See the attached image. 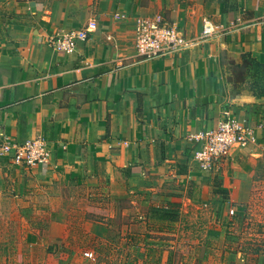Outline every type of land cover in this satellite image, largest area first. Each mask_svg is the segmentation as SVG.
<instances>
[{
	"label": "crops",
	"instance_id": "0c3cea01",
	"mask_svg": "<svg viewBox=\"0 0 264 264\" xmlns=\"http://www.w3.org/2000/svg\"><path fill=\"white\" fill-rule=\"evenodd\" d=\"M155 13L179 24L186 46L142 59L136 20ZM205 20L216 30L203 36ZM70 30L87 33L70 51L47 42ZM244 54L264 62V0H0V143L41 138L49 155L36 172H83L133 153L146 158L151 151L134 145L180 143L225 111L256 135L236 160L256 163L264 96L229 89L223 78ZM10 167L0 157V178ZM237 172L232 192L248 200L263 169Z\"/></svg>",
	"mask_w": 264,
	"mask_h": 264
},
{
	"label": "rangeland",
	"instance_id": "374dc122",
	"mask_svg": "<svg viewBox=\"0 0 264 264\" xmlns=\"http://www.w3.org/2000/svg\"><path fill=\"white\" fill-rule=\"evenodd\" d=\"M242 58L223 70L227 87H262L264 67ZM202 129L176 144L134 145L151 151L146 158L133 153L83 172L4 169L0 264H264V156L236 160L251 142L237 144L205 168L191 138ZM251 165L263 172L251 198L240 199L235 174Z\"/></svg>",
	"mask_w": 264,
	"mask_h": 264
},
{
	"label": "built area",
	"instance_id": "2783aa9c",
	"mask_svg": "<svg viewBox=\"0 0 264 264\" xmlns=\"http://www.w3.org/2000/svg\"><path fill=\"white\" fill-rule=\"evenodd\" d=\"M117 18L123 17L115 13ZM216 25L209 20L203 21L201 34L213 33ZM85 31L70 30L60 35L49 37V42L63 51H70L77 39L86 38ZM186 46V37L179 24L167 19L160 13L150 16H140L136 20V50L142 59L170 57L178 47ZM194 139V157L205 168L225 160L234 145L244 146L255 142L254 131L237 123L223 111L215 126L204 128L197 134L191 135ZM49 151L41 138H34L21 143H0V157L6 158L14 167H34L45 162ZM233 212V211H232Z\"/></svg>",
	"mask_w": 264,
	"mask_h": 264
},
{
	"label": "trees",
	"instance_id": "16d2710c",
	"mask_svg": "<svg viewBox=\"0 0 264 264\" xmlns=\"http://www.w3.org/2000/svg\"><path fill=\"white\" fill-rule=\"evenodd\" d=\"M253 60H255V59H253ZM255 61H256V60H255ZM256 62H257V65H259V66H263V67H264V62H259V61H256ZM258 87H259L260 89H258ZM258 87L252 89L253 94H254L255 96H257V97L264 96V84H263L262 87H260V86H258Z\"/></svg>",
	"mask_w": 264,
	"mask_h": 264
}]
</instances>
